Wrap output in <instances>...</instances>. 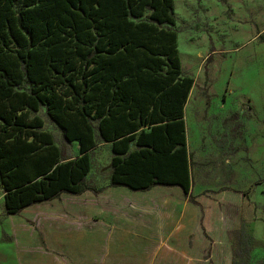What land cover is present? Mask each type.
Returning a JSON list of instances; mask_svg holds the SVG:
<instances>
[{
	"label": "trees",
	"instance_id": "obj_1",
	"mask_svg": "<svg viewBox=\"0 0 264 264\" xmlns=\"http://www.w3.org/2000/svg\"><path fill=\"white\" fill-rule=\"evenodd\" d=\"M174 0H0V189L3 215L107 187L192 188ZM264 42V36L260 37ZM59 128L62 146L40 112ZM76 142L79 156L68 155ZM110 144L107 186L87 182ZM231 264L258 243L229 232Z\"/></svg>",
	"mask_w": 264,
	"mask_h": 264
},
{
	"label": "rangeland",
	"instance_id": "obj_2",
	"mask_svg": "<svg viewBox=\"0 0 264 264\" xmlns=\"http://www.w3.org/2000/svg\"><path fill=\"white\" fill-rule=\"evenodd\" d=\"M173 3L181 70L194 82L184 116L191 191L196 194L208 188L242 194L241 222L245 220L251 237L247 244L258 245L244 253L240 262L264 264V42L260 41L264 36V0ZM40 115L44 130L54 134L62 146L59 128L50 123L44 110ZM110 146L99 142L90 153L88 184L108 185ZM67 150L69 157L79 156L76 142ZM3 207L0 189V264H20L17 255L34 257L38 249L72 264L68 255L55 251L54 244L57 236L70 234L68 223L76 218L79 196L64 194L17 216L5 217ZM229 241L232 246L230 235ZM87 259L88 255H82L84 263Z\"/></svg>",
	"mask_w": 264,
	"mask_h": 264
},
{
	"label": "crops",
	"instance_id": "obj_3",
	"mask_svg": "<svg viewBox=\"0 0 264 264\" xmlns=\"http://www.w3.org/2000/svg\"><path fill=\"white\" fill-rule=\"evenodd\" d=\"M78 196L76 218L68 223L70 234L61 235L63 239L57 236L54 244L55 251L68 255L72 264L232 262L229 232L241 226L243 196L239 192L191 191L195 202L180 188L165 186L144 192L107 187L100 194L88 191ZM17 244L32 247L34 243ZM18 245L14 246L17 253ZM37 252L34 257L17 258L20 264H68L60 255L47 256L41 249ZM82 255H88L86 263Z\"/></svg>",
	"mask_w": 264,
	"mask_h": 264
}]
</instances>
